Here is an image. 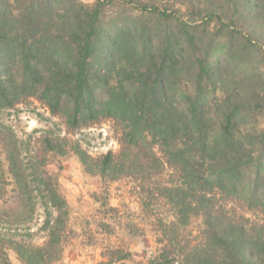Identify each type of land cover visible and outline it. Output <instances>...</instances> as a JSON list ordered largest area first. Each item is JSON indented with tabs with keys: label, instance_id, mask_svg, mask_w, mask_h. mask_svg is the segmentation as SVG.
Listing matches in <instances>:
<instances>
[{
	"label": "trees",
	"instance_id": "trees-1",
	"mask_svg": "<svg viewBox=\"0 0 264 264\" xmlns=\"http://www.w3.org/2000/svg\"><path fill=\"white\" fill-rule=\"evenodd\" d=\"M30 99L67 134L116 125V154L72 150L103 183L132 181L142 208H166L151 264H264V0H0V113ZM7 159L0 194L20 199L0 203V264H54L58 180L9 145Z\"/></svg>",
	"mask_w": 264,
	"mask_h": 264
},
{
	"label": "rangeland",
	"instance_id": "rangeland-1",
	"mask_svg": "<svg viewBox=\"0 0 264 264\" xmlns=\"http://www.w3.org/2000/svg\"><path fill=\"white\" fill-rule=\"evenodd\" d=\"M80 1L90 4L94 0ZM117 136V127L111 121L67 134L60 121L50 117L33 99L0 113V169L4 172L0 186L11 181L7 159L9 145L24 167H29L33 160L44 165L43 169L57 178L66 201V238L61 258L54 264H99L110 258L113 264H151L160 252L157 219L167 217L166 208L159 202L152 207L153 213L142 208L132 181L120 179L103 183L97 175L85 171L72 150L77 143L92 158L108 151L116 154L119 151ZM46 137L60 143L65 154L58 155V149L55 153L48 152L42 144ZM62 139L65 141L61 142ZM55 141L54 146L58 145ZM10 190L7 187L0 194L1 204L20 199ZM18 228L25 234L24 226ZM30 228L32 232L35 230L32 224ZM200 228V220L193 219L188 230L196 234ZM116 252L129 254V257L119 261ZM8 258L11 264H19L13 252L8 253Z\"/></svg>",
	"mask_w": 264,
	"mask_h": 264
}]
</instances>
